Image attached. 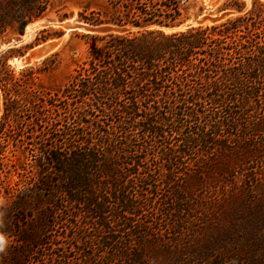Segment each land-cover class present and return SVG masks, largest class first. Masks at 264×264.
I'll return each mask as SVG.
<instances>
[{
	"label": "trees",
	"instance_id": "16d2710c",
	"mask_svg": "<svg viewBox=\"0 0 264 264\" xmlns=\"http://www.w3.org/2000/svg\"><path fill=\"white\" fill-rule=\"evenodd\" d=\"M105 1L81 20L113 31L84 36L63 87L41 85L57 54L19 71L13 49L0 58V264H173L201 218L237 215L261 186L264 2L168 32L181 0Z\"/></svg>",
	"mask_w": 264,
	"mask_h": 264
},
{
	"label": "rangeland",
	"instance_id": "374dc122",
	"mask_svg": "<svg viewBox=\"0 0 264 264\" xmlns=\"http://www.w3.org/2000/svg\"><path fill=\"white\" fill-rule=\"evenodd\" d=\"M226 1L231 0H181V9L187 18L184 25H213L236 15L235 11L229 13L223 10ZM240 2L245 4L244 11L250 9L252 0ZM93 11L105 16L113 11V7L105 0H16V3L0 0V58L13 49L14 52L8 54V65L19 71L25 68L21 59L29 49L44 42H56V49L47 58L57 54L58 65L43 72L40 79L46 89L57 90L63 87L74 69L86 60L88 51L87 39L84 37L86 34L67 33L65 25L85 24L81 17H90ZM224 12L228 14L223 16ZM37 15L41 17L35 18ZM216 17L220 18L217 23L210 22V19ZM21 19L27 23L21 24ZM43 29L61 32L63 36L37 42L36 38L40 37L39 33ZM44 60L34 62L32 66L42 68ZM253 166L257 167L261 186L247 198L243 207L237 208V215L232 216L237 212H230L229 216L221 218L217 217L213 209L212 215L215 214L216 219L201 218L197 224L207 230L206 234L197 240L198 247L193 251L182 254L177 251L176 262L173 264H264V158L260 167L256 164ZM158 259L159 264H170L162 255Z\"/></svg>",
	"mask_w": 264,
	"mask_h": 264
},
{
	"label": "water",
	"instance_id": "95a60500",
	"mask_svg": "<svg viewBox=\"0 0 264 264\" xmlns=\"http://www.w3.org/2000/svg\"><path fill=\"white\" fill-rule=\"evenodd\" d=\"M228 13L224 12L223 16H226ZM220 20L219 17L212 18L210 19V22L212 23H217ZM202 23H198V25H201ZM192 25H182L178 28L174 29H166V30H171V32H176L184 29H189L191 28ZM65 30L67 33H72V32H82L85 34H95V33H107L110 31H113L110 28H102V27H93L89 26L87 24H78V23H69L65 25ZM57 47V43L53 41L49 42H44L38 46H35L31 49H29L24 56L21 59V63L24 65V67H30L33 65L34 62L41 61L49 57L54 50Z\"/></svg>",
	"mask_w": 264,
	"mask_h": 264
},
{
	"label": "bare ground",
	"instance_id": "6f19581e",
	"mask_svg": "<svg viewBox=\"0 0 264 264\" xmlns=\"http://www.w3.org/2000/svg\"><path fill=\"white\" fill-rule=\"evenodd\" d=\"M168 31H171V30H168Z\"/></svg>",
	"mask_w": 264,
	"mask_h": 264
}]
</instances>
